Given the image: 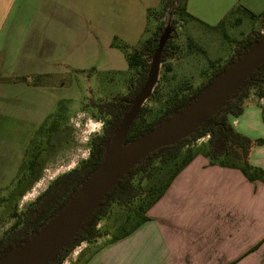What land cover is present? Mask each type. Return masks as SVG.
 I'll list each match as a JSON object with an SVG mask.
<instances>
[{
	"label": "rangeland",
	"instance_id": "rangeland-1",
	"mask_svg": "<svg viewBox=\"0 0 264 264\" xmlns=\"http://www.w3.org/2000/svg\"><path fill=\"white\" fill-rule=\"evenodd\" d=\"M161 6V0H66L61 8L51 11L50 19L64 21V25L52 23L51 44L44 57L46 73L39 76L32 72L25 77L31 88L19 91L17 122L11 131L10 125L0 126V236L14 222L13 212L23 213L56 177L88 157L89 141L102 133L105 120L96 105L114 102L127 93L128 80L135 70H128L125 54L139 48L161 23L159 37L170 28L175 49L169 48L165 63L160 62L154 87L158 93L143 104L148 109V121L179 88L203 83L213 63L218 65L229 57L233 41L253 29L260 30L259 23L252 24L246 17H241L239 24L231 17L223 27L211 29L220 21L213 19L207 27L174 16L173 25L160 15ZM148 11L159 19L149 17ZM164 65L170 66L166 74ZM52 141L54 145H50ZM205 144L206 140H200L190 145L202 149ZM35 154L36 162L40 161L34 165L36 173L27 169ZM173 167L170 163L158 169L156 163L151 177L140 182L141 189L147 192L159 181L165 182ZM39 176L42 179L35 185ZM139 181L137 176L134 182ZM137 204L128 209L112 205L108 216L98 224L99 231L110 237L131 228ZM98 240L80 244L62 264H82L100 246Z\"/></svg>",
	"mask_w": 264,
	"mask_h": 264
},
{
	"label": "crops",
	"instance_id": "crops-1",
	"mask_svg": "<svg viewBox=\"0 0 264 264\" xmlns=\"http://www.w3.org/2000/svg\"><path fill=\"white\" fill-rule=\"evenodd\" d=\"M64 3L0 0V126L10 125V131L18 120L19 91L31 88L21 79L46 73L52 23L64 25L50 19L51 11ZM238 5L253 14L264 11V0H186L187 12L209 26ZM231 123L254 143L261 141L249 163L264 172V99L250 95ZM146 216L148 221L116 242L109 235L100 238L84 264H264V184L249 182L236 168L211 165L202 153L173 178Z\"/></svg>",
	"mask_w": 264,
	"mask_h": 264
},
{
	"label": "trees",
	"instance_id": "trees-1",
	"mask_svg": "<svg viewBox=\"0 0 264 264\" xmlns=\"http://www.w3.org/2000/svg\"><path fill=\"white\" fill-rule=\"evenodd\" d=\"M161 5L160 15H165L173 25L174 22L171 21V18L178 16L180 20L187 19L191 22H197L209 27V25L198 21V19L194 18L187 12L186 0H161ZM148 16L159 19L157 15L152 14L150 11H148ZM231 17H233L236 24L240 23L241 17H246L252 22V24L259 23L260 30L257 31L253 29L248 35L239 40L233 41L234 44L231 49H229L231 51L229 57L223 63H219L218 65L213 63L215 64L213 66L214 68L203 83L195 88H192L190 84H185L184 87L179 88V90L174 92L173 95L165 101L163 109H161L154 119L150 121L146 119L148 109L142 106L135 120L129 127L124 145L134 142L140 136L146 134L157 125L188 106L244 52L258 41L262 36V33H264V11L259 14H253L239 5L232 8L226 14L224 19H222L216 26L209 28L217 29L223 27ZM235 17L238 18L235 20ZM162 29L163 23L156 28V31L147 38L139 48L125 54L128 70H135V73L128 80L127 93L125 95L119 96L114 102L96 105L97 113L102 117H105V120L102 133L93 136L89 141L88 157L81 161L74 169L56 177L47 188L35 198L23 213L19 215L14 212L12 213L14 222L0 236V260L10 255L16 247L22 245L33 233L37 232L42 226H44L50 218L65 206L81 184L96 171L105 155L114 130L117 129L124 114L130 108L131 102L138 95L146 81L149 62L157 48L159 34ZM172 31L174 34L173 29ZM173 38L174 35L169 36V40L163 48L161 63H165L169 48L175 49L171 44ZM227 40L229 42V38H227ZM169 71L170 66L164 65V74ZM21 80L27 81L25 78ZM157 93V89L154 88L148 99L154 98ZM250 95L264 99V63L257 68L251 77L237 90L224 106L192 135L172 146L164 147L151 153L123 176L117 185L114 186L97 205L94 211L73 235L71 240L57 254L50 264H62L67 256L80 244H90L107 236V233L99 231L98 224L108 216L112 205L128 209L131 208V205L134 202L138 203L133 211L135 216L133 226L120 234L111 235L109 242H116L131 234L140 225L148 221L146 212L164 194L173 178L198 153H202L211 165L218 164L221 166L236 168L241 171L249 182L258 181L264 184V172L261 169L251 166L249 163V155L253 146L255 144H260L261 141H256L254 143L249 138L238 133L231 123L233 119L242 115L244 103ZM205 136H208V139L202 149H192L190 144L204 138ZM184 149L186 150L182 153ZM181 154H183L182 157H180ZM31 158L32 159L29 162L30 166H28L27 169L29 172L34 171V173H36L34 165H37V162L39 161L36 162L37 154L31 155ZM156 163L158 169H162L170 163L174 164V167L165 182L160 183L159 181V184L150 187L149 191L144 192V190L141 189L140 182L143 179L151 177ZM137 176L140 181L135 183L134 180ZM40 177L41 176L38 178L36 177L34 184L40 179ZM90 256L91 255H89L82 264L87 262Z\"/></svg>",
	"mask_w": 264,
	"mask_h": 264
},
{
	"label": "water",
	"instance_id": "water-1",
	"mask_svg": "<svg viewBox=\"0 0 264 264\" xmlns=\"http://www.w3.org/2000/svg\"><path fill=\"white\" fill-rule=\"evenodd\" d=\"M170 32L171 29L166 28L159 37L157 48L149 63L146 81L114 130L96 171L81 184L59 212L10 255L1 259L0 264H50L123 176L151 153L192 135L211 119L264 63L262 33L258 41L188 106L134 142L124 145L131 123L151 96L158 81L160 57Z\"/></svg>",
	"mask_w": 264,
	"mask_h": 264
},
{
	"label": "built area",
	"instance_id": "built-area-1",
	"mask_svg": "<svg viewBox=\"0 0 264 264\" xmlns=\"http://www.w3.org/2000/svg\"><path fill=\"white\" fill-rule=\"evenodd\" d=\"M206 138H208V136H205ZM89 152V151H88Z\"/></svg>",
	"mask_w": 264,
	"mask_h": 264
}]
</instances>
